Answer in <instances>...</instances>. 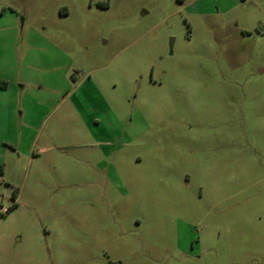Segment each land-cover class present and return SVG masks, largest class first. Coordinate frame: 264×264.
<instances>
[{
	"label": "rangeland",
	"instance_id": "rangeland-1",
	"mask_svg": "<svg viewBox=\"0 0 264 264\" xmlns=\"http://www.w3.org/2000/svg\"><path fill=\"white\" fill-rule=\"evenodd\" d=\"M0 78V264L264 262V0H0Z\"/></svg>",
	"mask_w": 264,
	"mask_h": 264
},
{
	"label": "crops",
	"instance_id": "crops-1",
	"mask_svg": "<svg viewBox=\"0 0 264 264\" xmlns=\"http://www.w3.org/2000/svg\"><path fill=\"white\" fill-rule=\"evenodd\" d=\"M40 37V36H39ZM41 38H43L42 36H41ZM44 39V38H43ZM45 40V39H44ZM46 42V43H45ZM45 42H44V44H42V48H40L41 50H43V51H45L46 49H48L49 47H52L54 50H56L57 51V54H60L61 53V51L59 50V49H57L55 46H53L52 44H50L47 40H45ZM45 44H47V48H45L44 47V45ZM28 47V49H27V51H26V53L24 54V56H23V59H21V62L22 63H27V58H26V56H27V54H29V52L30 51H32L33 52V49H31L32 47L31 46H27ZM35 49H37L36 47H35ZM42 51V52H43ZM62 54V53H61ZM38 55L39 56H41V54H39L38 53ZM42 57H44L43 55H42ZM56 57H52L51 58V60H50V62L51 63H53L52 64V67H55V66H57L58 65V59L56 58ZM55 62V63H54ZM11 80H5V79H3V78H0V92H3L4 94L5 93H7L8 91H9V88H10V86H11ZM16 84L17 85H19V87H21V88H23L24 87V84H25V81H20V80H16ZM21 95V94H20ZM95 124L96 125H99L100 124V121H98V120H96L95 121ZM85 125L88 127H91V126H94V125H92V124H89V123H87V122H85ZM29 126V125H28ZM22 128V127H21ZM26 129V128H25ZM104 138V137H103ZM101 139V138H100ZM100 139H97V137L93 140L94 141V145L95 146H97V147H101V148H105V147H108V146H112V143H111V141L110 140H105V138L104 139H102V140H100ZM38 140H39V135L37 134V135H35V137H34V139H33V141H32V146H34V145H37V142H38ZM87 145L89 146V144L87 143H84V144H81L80 145V147L82 148V147H87ZM39 150H41V151H44V150H46V148L45 147H40L39 148ZM262 264H264V262L262 263Z\"/></svg>",
	"mask_w": 264,
	"mask_h": 264
}]
</instances>
